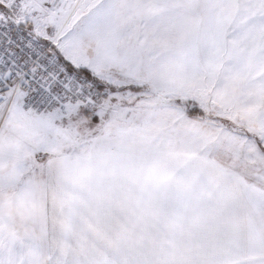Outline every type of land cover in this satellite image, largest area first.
<instances>
[{
	"label": "snow or ice",
	"instance_id": "6c2138e0",
	"mask_svg": "<svg viewBox=\"0 0 264 264\" xmlns=\"http://www.w3.org/2000/svg\"><path fill=\"white\" fill-rule=\"evenodd\" d=\"M0 264H264V0H0Z\"/></svg>",
	"mask_w": 264,
	"mask_h": 264
}]
</instances>
